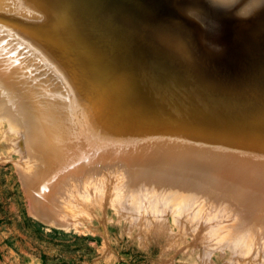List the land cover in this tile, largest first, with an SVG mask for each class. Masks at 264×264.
Here are the masks:
<instances>
[{
    "label": "rangeland",
    "instance_id": "374dc122",
    "mask_svg": "<svg viewBox=\"0 0 264 264\" xmlns=\"http://www.w3.org/2000/svg\"><path fill=\"white\" fill-rule=\"evenodd\" d=\"M1 1L0 13L33 25L66 26L67 38L0 26L1 37L19 52L12 67L0 55V264H264V164L255 169L249 157L239 166L209 147L202 152L181 123L198 115L207 122L187 133L223 128L240 139L254 134L253 146H259L264 104L249 111L248 101L229 120L204 116L199 111L210 109L192 106V100L186 107V91L153 75L152 47L114 24L108 0H26L33 16ZM88 18L98 21L96 27ZM43 80L52 82L49 89L59 88L65 105L59 125L69 146L60 154L41 151L27 138L16 101L20 87ZM240 124L251 131L235 128ZM177 130L184 142L171 133ZM170 141L184 143V150ZM213 165L233 178L203 175L200 168ZM47 177L54 179L41 194L35 185ZM181 185L195 191L193 203L171 189Z\"/></svg>",
    "mask_w": 264,
    "mask_h": 264
},
{
    "label": "bare ground",
    "instance_id": "6f19581e",
    "mask_svg": "<svg viewBox=\"0 0 264 264\" xmlns=\"http://www.w3.org/2000/svg\"><path fill=\"white\" fill-rule=\"evenodd\" d=\"M108 1L114 4L117 16L112 19L114 24L125 32L129 31L141 37L146 44H150L152 47L157 66V74L153 75L163 76L169 80L165 84L168 87L173 85L177 90L186 91L187 97L184 96L186 107L191 106L188 102L192 100V106L210 109L199 111L204 116L229 120L232 110L247 108L248 101L249 111L260 107L258 104L255 106L256 103L264 104V10L248 19H238L231 13H224L210 7L208 0ZM1 2L0 0V6ZM7 3L8 8H11L13 12L21 10L23 16L34 15L30 12L29 2L26 0L20 2L8 0ZM20 3H23L22 7H20ZM190 10H200L205 17L215 23V27L211 30L202 27L188 14ZM192 14L196 15V12L193 11ZM88 24L96 27L98 21L88 18ZM102 29L103 33L108 36L109 26L103 23ZM18 53V51H13L10 44L0 35V55L6 60V66L12 67L17 64ZM31 54L33 55V52ZM23 58L21 57L20 60ZM26 69L32 76L29 66H26ZM121 73V70L116 71V75L120 78H122ZM9 76L11 75L9 74ZM123 80L130 85L133 83L127 76ZM60 81L65 86L64 82ZM44 82L45 80L37 82V85L20 87L17 91L16 101L17 105L18 103L20 105L18 107L24 114V118L26 117L27 138L41 151L49 150V152L60 154L62 148L64 150V147L69 146H64L69 138L65 126L59 125L65 105L61 100L62 92L58 90L59 88L51 87L50 89L54 90L51 91L48 86L52 82L48 85H45ZM8 84L10 83L8 82ZM193 85L194 88H200L201 92L195 93L191 88ZM177 90H173L174 93ZM203 102H206L207 105H202ZM260 108L264 109L263 106ZM221 111L227 113L226 116L220 114ZM194 116L182 120L181 123L187 137L194 142V146L198 150L204 152V146L209 147L219 157H228L239 161L236 162L239 166L247 165L248 163L242 161H249V157H252V167L263 168L264 144L253 146L256 143L253 139L254 134L246 133V138L240 139L232 133L227 134L223 128L215 131H208L209 128H207L200 133H187V131H192L195 125L207 122L198 115ZM235 120H239V118L235 116ZM50 126H55V130H52V133L50 131V138L53 137L51 142L48 140L47 132ZM235 128L245 132L251 131L248 124L244 127L240 124ZM171 133L178 136L177 141L184 142V139H187L182 130ZM170 142L178 144L177 148L181 150L185 148L184 143ZM251 151L256 156H251ZM188 153L191 152L188 151ZM214 160L219 161L218 158ZM216 166L213 165L212 169L200 168V170L203 175H210H207L209 179L212 177L229 180L233 178L232 171L218 172ZM198 174L200 173L198 172ZM195 176L199 179L202 175L195 174ZM53 179L47 177L43 182H37L35 185L38 188L37 191L39 193L44 191L50 186ZM175 188L176 186L171 188L173 191H177V195L179 194V197L175 198H180L184 203L186 200L188 203L189 200L193 203L191 198L195 191L192 188L185 189L182 188V185L178 187L180 189L177 188L178 190ZM172 194L173 192L171 196ZM194 194L196 195V193ZM195 195L194 198H197ZM38 197L36 196V198ZM33 200L35 201V198ZM45 218L47 219V217Z\"/></svg>",
    "mask_w": 264,
    "mask_h": 264
},
{
    "label": "clouds",
    "instance_id": "9594fccd",
    "mask_svg": "<svg viewBox=\"0 0 264 264\" xmlns=\"http://www.w3.org/2000/svg\"><path fill=\"white\" fill-rule=\"evenodd\" d=\"M208 4L218 11L231 13L238 19H248L264 10V0H208ZM193 11L196 15L192 14ZM188 14L205 29L211 30L215 27V23L205 17L200 10H190Z\"/></svg>",
    "mask_w": 264,
    "mask_h": 264
},
{
    "label": "water",
    "instance_id": "95a60500",
    "mask_svg": "<svg viewBox=\"0 0 264 264\" xmlns=\"http://www.w3.org/2000/svg\"><path fill=\"white\" fill-rule=\"evenodd\" d=\"M0 26L10 27L56 41H64L67 38L66 26L33 25L2 13H0ZM17 43L23 46L21 42L18 41ZM30 49L31 48L28 47V50Z\"/></svg>",
    "mask_w": 264,
    "mask_h": 264
}]
</instances>
